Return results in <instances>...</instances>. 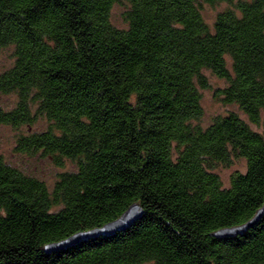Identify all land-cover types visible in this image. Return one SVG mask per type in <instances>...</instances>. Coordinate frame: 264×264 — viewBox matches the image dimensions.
Returning <instances> with one entry per match:
<instances>
[{
  "label": "trees",
  "instance_id": "obj_1",
  "mask_svg": "<svg viewBox=\"0 0 264 264\" xmlns=\"http://www.w3.org/2000/svg\"><path fill=\"white\" fill-rule=\"evenodd\" d=\"M228 4L211 27L203 6ZM122 4L124 28L110 21ZM0 126L73 165L52 188L0 155V264H264V0H0ZM227 61L229 65H227ZM237 114L201 126L204 72ZM245 161L222 187L212 171ZM131 205L125 229L58 250Z\"/></svg>",
  "mask_w": 264,
  "mask_h": 264
},
{
  "label": "rangeland",
  "instance_id": "obj_2",
  "mask_svg": "<svg viewBox=\"0 0 264 264\" xmlns=\"http://www.w3.org/2000/svg\"><path fill=\"white\" fill-rule=\"evenodd\" d=\"M235 1L236 0H233V2ZM227 7H229V5L225 3L215 6H203L201 13L205 23L211 27L215 15L225 10ZM123 11L124 6L122 4H115L111 9L110 21L117 28L125 27L121 17ZM10 54L11 51L8 49L0 53V72L10 66L12 62ZM227 65H229L228 61ZM204 75L207 78L209 88L201 91L200 104L203 115L200 120V125L205 127L210 124L213 118L233 112L246 122L252 130L260 132L261 126L250 123L237 106L224 104L221 102L220 98L216 96L217 90L221 89L225 85V82L207 71L204 72ZM14 101L15 97L12 94L0 97V105L6 109H10L14 105ZM262 120H264V113L261 114V121ZM45 126L46 124L43 120H38L30 129L21 127L15 130L11 127L0 126V155L5 161L24 173L42 180L50 190L57 176L63 172L71 171L74 168L73 165L65 161L63 166H57L51 157L45 156L39 152L32 155H23L14 150L15 141L20 134H25L29 130L42 131ZM244 171L245 161L241 158H231L227 166L219 165L213 169L212 172L218 176L222 187H228L231 174L234 172L243 173Z\"/></svg>",
  "mask_w": 264,
  "mask_h": 264
},
{
  "label": "water",
  "instance_id": "obj_3",
  "mask_svg": "<svg viewBox=\"0 0 264 264\" xmlns=\"http://www.w3.org/2000/svg\"><path fill=\"white\" fill-rule=\"evenodd\" d=\"M264 212V202L262 207L256 212V214L246 223L232 227L228 229H222L215 233L216 236L227 237L241 234L246 231L248 228L253 226L256 221L260 218L261 214ZM141 216V208L137 205H131L128 209L117 219L105 224L101 228L93 229L84 233H77L68 239L61 241L59 243L47 246V250H58L66 247L75 245L76 243L91 238L92 236L98 235H110L115 232L121 231L131 225L134 221L139 219Z\"/></svg>",
  "mask_w": 264,
  "mask_h": 264
}]
</instances>
